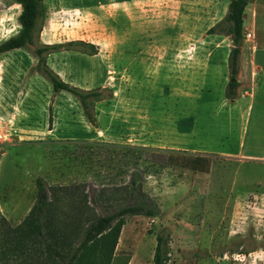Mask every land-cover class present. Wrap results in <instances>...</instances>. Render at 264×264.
Returning a JSON list of instances; mask_svg holds the SVG:
<instances>
[{
    "label": "rangeland",
    "instance_id": "rangeland-1",
    "mask_svg": "<svg viewBox=\"0 0 264 264\" xmlns=\"http://www.w3.org/2000/svg\"><path fill=\"white\" fill-rule=\"evenodd\" d=\"M229 2L46 0L44 43L83 40L99 49L54 52L48 65L72 85H108L115 96L96 105L94 127L76 95L55 93L37 72L30 50L0 57L1 213L21 223L39 177L85 183L99 199L109 189L104 199L117 207L124 193L110 189L137 167L159 211L128 218L117 255L154 264L157 234L167 231L169 264H264V0L246 8L235 99L225 95L232 40L209 33ZM21 9L18 0H0V42L20 29ZM127 148L206 155L212 166L198 172L148 153L137 160Z\"/></svg>",
    "mask_w": 264,
    "mask_h": 264
},
{
    "label": "trees",
    "instance_id": "trees-1",
    "mask_svg": "<svg viewBox=\"0 0 264 264\" xmlns=\"http://www.w3.org/2000/svg\"><path fill=\"white\" fill-rule=\"evenodd\" d=\"M46 0H18L21 13L18 17L20 29L0 42V56L9 51L26 48L37 58L36 70L46 76L55 93L66 90L76 95L83 107L87 120L96 127V105L113 98L109 86L83 89L66 82L47 62L51 53L78 51L96 55L98 47L83 40L42 43L41 33L46 21ZM251 0H230L225 17L209 29V33L227 34L232 40L229 56L230 77L225 95L228 99L237 97L241 82L242 46L245 40L246 8ZM49 127L53 126V106H50ZM135 159L143 153L165 155V162L172 161L198 172H209L212 159L206 155L160 152L150 149L127 148ZM146 171L135 168L128 182L111 191L124 193L122 203L117 207L109 205L111 199H104L107 190L90 195L85 183L78 185H48L43 177L36 181V199L28 214L19 224H13L0 211V264H129L131 255L116 254L117 245L127 220L131 216L158 215L159 206L143 190ZM106 211L99 212L101 201ZM118 201L117 203L121 202ZM153 263L169 264L171 260V236L167 231L157 234Z\"/></svg>",
    "mask_w": 264,
    "mask_h": 264
},
{
    "label": "crops",
    "instance_id": "crops-1",
    "mask_svg": "<svg viewBox=\"0 0 264 264\" xmlns=\"http://www.w3.org/2000/svg\"><path fill=\"white\" fill-rule=\"evenodd\" d=\"M44 27H45V26H44ZM44 27H43V29H44ZM43 32H44V30L42 31V33H43ZM42 33H41V34H42ZM49 37H52V35L49 34ZM40 39H41V37H40ZM41 42L44 43L42 40H41ZM7 53H8V52H7ZM7 53L2 54L1 56H5ZM1 56H0V57H1ZM4 66H5V65H3V67H4ZM61 70H62V69H61ZM62 71H63V70H62ZM59 75H60V74H59ZM60 76L62 77V75H60ZM102 86H108V85H102ZM99 103H100V102H99ZM88 122H89V121H88ZM89 123H90V122H89ZM90 124H91V123H90ZM91 125H92V124H91ZM92 126H93V125H92Z\"/></svg>",
    "mask_w": 264,
    "mask_h": 264
},
{
    "label": "built area",
    "instance_id": "built-area-1",
    "mask_svg": "<svg viewBox=\"0 0 264 264\" xmlns=\"http://www.w3.org/2000/svg\"><path fill=\"white\" fill-rule=\"evenodd\" d=\"M247 36L250 37L251 36V33H248Z\"/></svg>",
    "mask_w": 264,
    "mask_h": 264
}]
</instances>
